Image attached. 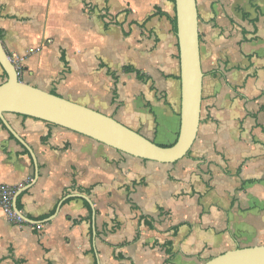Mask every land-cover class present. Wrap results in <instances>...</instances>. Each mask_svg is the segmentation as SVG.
<instances>
[{"label": "crops", "instance_id": "1", "mask_svg": "<svg viewBox=\"0 0 264 264\" xmlns=\"http://www.w3.org/2000/svg\"><path fill=\"white\" fill-rule=\"evenodd\" d=\"M196 3L200 123L182 159H142L35 117H0V183L22 189L26 219L0 209V264H202L264 245V0ZM174 17V0H0V37L22 81L171 145L181 102Z\"/></svg>", "mask_w": 264, "mask_h": 264}, {"label": "water", "instance_id": "2", "mask_svg": "<svg viewBox=\"0 0 264 264\" xmlns=\"http://www.w3.org/2000/svg\"><path fill=\"white\" fill-rule=\"evenodd\" d=\"M174 1L181 102L180 129L173 144L159 145L112 116L22 81L2 45L1 37L0 65L6 74V79L0 84V117L2 118L4 113L35 117L142 159L161 163H174L182 159L188 154L197 136L203 72L196 0ZM4 123L7 129L28 148L10 126L5 121ZM21 191L22 189L13 196L12 207L22 220H26L16 207V199ZM70 196L82 197L92 204L87 195L75 193ZM202 264H264V245L227 250Z\"/></svg>", "mask_w": 264, "mask_h": 264}, {"label": "built area", "instance_id": "3", "mask_svg": "<svg viewBox=\"0 0 264 264\" xmlns=\"http://www.w3.org/2000/svg\"><path fill=\"white\" fill-rule=\"evenodd\" d=\"M11 61L14 63L17 72L20 76L21 74V66L18 60L9 56ZM14 195V190L8 187L5 184L0 183V209L6 211L11 219L16 221H21V218L16 214L12 207V199Z\"/></svg>", "mask_w": 264, "mask_h": 264}, {"label": "trees", "instance_id": "4", "mask_svg": "<svg viewBox=\"0 0 264 264\" xmlns=\"http://www.w3.org/2000/svg\"><path fill=\"white\" fill-rule=\"evenodd\" d=\"M173 26H174V30H175V32H176V18L174 17L173 18ZM3 73H4V77H5V79H6V74H5V72L3 71ZM51 93H54V94H56L55 92H53V91H51ZM79 191H82V192H89V189H78ZM20 209V208H19Z\"/></svg>", "mask_w": 264, "mask_h": 264}, {"label": "rangeland", "instance_id": "5", "mask_svg": "<svg viewBox=\"0 0 264 264\" xmlns=\"http://www.w3.org/2000/svg\"><path fill=\"white\" fill-rule=\"evenodd\" d=\"M20 77V76H19ZM5 81V78L3 79Z\"/></svg>", "mask_w": 264, "mask_h": 264}]
</instances>
